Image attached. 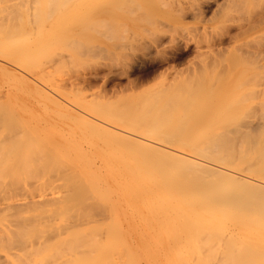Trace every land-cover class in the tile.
<instances>
[{
  "label": "bare ground",
  "instance_id": "1",
  "mask_svg": "<svg viewBox=\"0 0 264 264\" xmlns=\"http://www.w3.org/2000/svg\"><path fill=\"white\" fill-rule=\"evenodd\" d=\"M25 1L30 2V0ZM32 1L33 0H31V2ZM54 1H56V3L58 2V0ZM54 1L35 0L32 2L35 3V11H33L34 9L32 8L33 10L31 12L34 15L32 16L35 19V22L33 21L35 24L38 22L40 25L45 21L48 22L49 11L53 13L52 8L55 10ZM59 1L62 2L57 3L58 6L55 4L56 7H59V5L64 2L66 3L67 0ZM19 3L20 2H18L17 6L14 5V7L18 8ZM51 3H53L52 5L54 7H52ZM23 4L26 3L23 2L21 4L22 7ZM63 5V8H65V4L61 6ZM61 6L60 10L57 9L58 11H62L63 8ZM17 8L15 9L19 13L21 6ZM26 8H22L23 13L20 11V14H16L19 15V17L22 16L21 14H24L23 17L27 15L30 17L31 13L28 14L27 11H24ZM11 9L13 10L14 8ZM24 12L27 13V15H25ZM10 14L8 16H10ZM193 14H196V12H193ZM50 15L56 16L57 14ZM11 16L13 19L18 18H14L13 13ZM183 16L182 14V17ZM4 17L6 18V16ZM31 17L30 21H32ZM259 17L261 20H264V16ZM26 18L25 20L27 21L29 18ZM3 19L1 18L4 25L1 24V21L0 26L2 25V27H5ZM20 19L21 17L17 20L16 25H10L11 23H9V21H12V18H10V20L8 19L7 21L9 24L6 23V27L7 25L9 27H5L6 29L0 28V80H6L8 85L15 84L18 88L25 86L28 91L34 92L40 99L38 102L35 100L37 103H34L32 102L33 100L30 99V95H28L29 99L32 100L31 103L25 102V105L22 103L23 108H27L29 111L32 109L33 115L31 117L25 115L23 117L21 116V118H15L18 115L17 113V115H14L15 117H10L13 115L8 117L7 115H9V113L6 111L10 106L8 103L0 105V114L3 111H5L4 114L6 113V116H3V113V117L0 115V264H264V158L262 163L256 160L261 164L260 166L255 167V165L251 163L253 162L256 164V161H253L256 158L261 160V156H256L260 154L258 152H261L262 157H264V147L261 151L257 149V154H254L256 158L251 156L254 158H251L252 161L249 157L251 162L249 161L250 165L248 164V167L252 165L254 167L246 168L247 163H245L246 166L242 168L237 164L235 166L231 165L233 159H235V157H233L234 153H238L237 155H239V151H241V146H238L239 149H237L238 142H246L248 144V150H251V145L253 147L257 146L254 144H256V140L260 137L258 136L257 139H255V137L256 134L260 132H257L255 129L261 128V130H264V119L261 117V126L259 125L260 122L257 124V127L252 124L255 128L252 127V125L250 127L249 123V125H243L242 123H244V121H240L243 119L237 120L240 121V123L242 122V129L244 127L248 128L246 129V133L250 135L244 132L245 128L243 130L245 134L242 135L241 128H237L240 126L239 122H237V127H235L233 132L234 136H230L232 133L231 128L233 127H229L230 129H227L228 131L230 130L229 132L225 130L230 134L229 136L222 130L226 134H222V131H220L221 134H217L218 136H215L216 139L212 138V140L214 139L215 141L209 142L211 144H206V147L209 146L211 148L210 151H206V149H204V151L197 150L187 152L179 150L170 151L168 150L169 141L166 145V143H162L158 139L146 138L140 135L141 133H136L137 130L135 129L137 128H131L130 124L132 123L127 124V122L134 118L128 121L122 118V120L124 119V121H127L124 123L121 118H117L120 116L116 117L117 113L115 116L113 115V117H116V122H120V124L122 121V125L124 126L118 125L115 124L116 122L112 123L114 120L111 117L109 118L113 121L108 119V116H103V114L88 110L82 105L79 106L71 103L66 95L54 92L52 89L54 80L53 76H49L50 65L48 64L51 58L56 54L54 53L52 55L51 53L49 55V42L51 40L49 39V27L47 29V27L42 26L46 29L43 28L44 30L42 29L39 31V25L37 27L34 25L35 28H38L35 29L32 22L30 23L27 21V23H22ZM22 20H24V18ZM259 20L257 21L258 23H260ZM18 21H20V23H18ZM92 24L95 25L94 23ZM47 25L49 26L48 23ZM34 29L39 32H36ZM241 30L243 29L241 28ZM240 32L243 33L242 31ZM24 35L30 36L29 39H27L28 43H26L27 41L23 38L22 42L19 40L17 44L16 39H18V37L22 38ZM51 37L53 38L55 36L51 35L50 38ZM69 38H67L68 40L66 39V42L64 40V42L67 43V41L70 40ZM156 40L159 41V39ZM23 41H26V45L24 46H22V43H24ZM79 42L80 41L77 40V43L76 41L73 43L78 44ZM20 43L22 45H19ZM68 43L70 45V42ZM69 45L66 47H70ZM196 45L195 47L198 46ZM91 47L92 46H90V48ZM212 48L213 47H209V45L206 47L209 51ZM92 49L93 48H91V50ZM221 52L224 53L222 50ZM253 53L255 54V51H253ZM35 55L39 56L42 61L45 59L49 60V56H51V58L49 62L47 60L45 61L48 63L46 65L41 60L37 61L34 57ZM250 55L251 54H249V57ZM256 55H258V53ZM245 58H247V52ZM261 58H257V60ZM176 60L177 59L174 61ZM42 63H44V65H42ZM55 63H58V61ZM259 65L261 66L262 64ZM149 69L141 71L145 74L150 72ZM260 69H262V67ZM49 77H52L53 81H50ZM136 77L138 78V76ZM263 79L264 78H262V80ZM59 80L63 81L60 78ZM55 82L57 83V81H54V84ZM120 83L123 84L124 82ZM133 84H135V78H127L124 83V85L129 86ZM70 85L72 86L73 84ZM78 85L74 86L76 91L82 89L81 85H79L80 87ZM115 85H113L114 87H112L110 91L107 90L105 93H114L111 91L119 87V84H117V86ZM57 86L60 85L57 84ZM262 88H260V90ZM6 105L8 106L5 107ZM262 105H264V103H262ZM262 105L261 107H264ZM49 108L51 110L54 109L58 113V116H49ZM100 108L99 110L101 111L102 108ZM104 109L105 108H103V110ZM103 112H105V110ZM109 115L112 116V113ZM122 117L126 116L124 115ZM63 121L69 123L74 122L77 126H85L86 129L95 133L96 136H100L107 145L116 147L135 146L134 150L140 155V157L135 159V163H145L151 167L137 166V168L134 169L135 166L129 165L131 166V171L128 176H123L124 174L120 175L119 168H117L113 171L114 174L112 173V176L110 174L109 177L115 178L113 180L114 184L115 182L116 184H130L128 193L125 194L123 191L124 195H122L120 190L110 189L109 187L107 192H109V194L112 193V197L111 195H105V199L103 198V191L105 190H102L101 187L100 189L103 195H97L96 197L91 189L93 188L94 191L96 190L95 193L99 192L97 190L100 185L96 184L99 186L96 187V185L93 184L95 182L91 183V176L94 175V172L76 166L80 162L78 164L74 163L75 165H70L53 154V147L57 149L58 146L55 145L60 143L61 139L55 136L54 138L56 140L54 138L52 140L50 137L53 144L49 143V126H55L57 123ZM137 125L139 128L142 124ZM82 129L83 128L80 130ZM250 129L251 131H249ZM235 130L238 132V135L240 134L239 136L235 134ZM247 130L249 132H247ZM254 130L255 133L257 132L256 134ZM73 132L75 133L72 129L70 135H74ZM63 134H65V132ZM252 134L255 136L253 137ZM74 137L76 138V136ZM262 137L264 138V136ZM261 138L260 140H262ZM239 139H244L245 141ZM260 140L258 141L261 142ZM74 143L75 141L71 142L70 140V144ZM234 144L236 145L235 147ZM247 144H243V146H247ZM260 144L262 146V142ZM246 146L243 148L245 149ZM203 147L205 148V146ZM244 149L241 152L245 151ZM247 149L244 154L248 151ZM250 150L249 153H251ZM60 152L63 153L65 151ZM249 153L246 155H249ZM65 154L62 156L65 157ZM201 154H205L206 156H202L201 158L199 156ZM113 155L114 154H112V157ZM241 155L236 157V159L240 157V160H242V158L246 156L242 155L241 158ZM160 158L166 160V167L170 166L167 164L168 162L171 163L170 167L177 166L178 168L174 167V171L177 172L174 173L172 170L169 172V178H163V174L168 173L163 169V162ZM82 159L84 160V158ZM122 159L123 158L119 160ZM244 160L245 159L242 161L246 162ZM124 161L123 159V162ZM124 165L128 166L127 164ZM243 168L246 170L254 168L255 172L252 170L254 173L250 174V170H248L249 174L244 173L245 169ZM108 170H111V166ZM110 181L112 182V180ZM173 184L174 187H177V190L172 187ZM198 188H201V191L205 189V192L197 190ZM194 191L204 193L193 195V193L196 194ZM100 196L101 198H99ZM99 199L103 201L100 202L101 200L99 201ZM139 202L145 205L139 207V211L142 213V215H140L142 219L143 215H145V222H148L153 214L156 215V212L161 211V213L163 212L162 214L166 216H175L179 223L177 222L176 226L171 227L172 224L170 225V223L166 222L168 226L164 227V225L161 224V226L163 225L162 228L155 231L152 230V236H157L158 238H156L159 240L158 242L154 241V243L148 241L151 245L146 243L147 241H144L146 239V237H144L145 234L143 237L140 235L135 237L136 234L143 231H139L138 227L140 223L138 225L137 220L138 233H135L136 230L133 233H135V239L138 237V240L136 239L137 241L134 240L139 242V244H135L134 241H132L133 235L132 240L130 239L131 237L129 236H131V234L127 232H132L130 231L131 229L129 230L127 228L128 231L124 229L126 224V226H128L134 222L132 223L129 220H125L126 222L124 224V219L127 218H122L123 221L121 220V222L118 220L120 217L114 218L116 216L114 215V221L118 220L121 224L115 223L114 221L111 224H109L110 222L108 221L106 223L105 219H110L114 212L116 213L119 211H116L117 209L127 207L123 205L127 204L128 207L132 205V207L135 208V203ZM155 205L158 207L153 208ZM130 210L131 209H129V211ZM134 210L138 209L135 208ZM175 217L173 218L175 219ZM165 219L168 221V217ZM111 220L113 219H110V221ZM187 220L192 222L191 228L187 226ZM118 225H120V227ZM134 225H132V227H134Z\"/></svg>",
  "mask_w": 264,
  "mask_h": 264
},
{
  "label": "rangeland",
  "instance_id": "2",
  "mask_svg": "<svg viewBox=\"0 0 264 264\" xmlns=\"http://www.w3.org/2000/svg\"><path fill=\"white\" fill-rule=\"evenodd\" d=\"M18 2H20L18 8L21 6L19 9L21 13H23L22 10L26 7L30 8L24 10L25 12L27 11L28 14L35 8V3H32L31 0L30 2H26L25 0H0V22L2 21L1 18H4L5 27L6 23L16 25L17 20L21 17L20 20L22 23H27V21L30 23L32 22L33 27H37L39 23H34L35 19L32 13L30 14V17L33 15L31 17L32 21H30V17H28L25 12L24 13L27 16L23 17L24 14H21L22 16L19 17V15H17L20 14V11L18 13L15 9L17 7H14V5L17 6ZM23 2L26 4H23L22 7L21 4ZM54 2L57 5V3L62 1L58 0L57 3L56 1ZM53 3H51V5ZM55 4L54 9L56 12L60 10L62 4H65L66 7L63 8L64 5L61 6L63 8L62 11H58L57 13L52 8L53 13L49 11L48 22L45 21L43 24H40L41 27L40 25L38 26L39 29H35L41 31L43 28L46 29L45 27H47L48 29L49 27V39H51L49 42V55L51 53L52 55L54 53L56 55L52 58L49 56V60L51 58L52 62H49L47 59L42 61L37 55L34 57L37 61L41 60L46 65L48 63L45 61L47 60L49 62L48 65L51 66H49V76H53V80L57 81V83L55 82V85L52 77H49L50 81H53L54 84H52L53 91L61 95H66L71 103L79 106L82 105L88 110L103 114V116H108V119L114 120H112V123L117 121V116H120L117 118H121V120L122 118H125L127 121L134 118L129 122L126 120L124 121V119L122 121H124V123L127 122V124L132 123L130 124L131 128L135 129L136 127L137 129L135 130H137V132H135L141 133L140 135L146 138L158 139L162 143H166V145L169 141L170 144H168V150L170 151L179 150L187 152L197 150L204 151V149L210 151L211 148L209 146L206 147V144L208 145L211 144L209 142L215 141L214 139L212 140V138L216 139L215 136L221 134L220 131H225L229 127H233L231 128V135L228 134L230 130L225 132L228 136H234L233 132L235 127H237V122H239L240 126L242 124H250L249 126L251 127L253 124L257 127V124L262 120L261 117L264 119V107H261L262 103H264L262 102L264 101V79L262 80V78H264V20H261L259 17L264 16V0H67L66 3L64 2L60 4L59 7H56ZM54 6L52 5V7ZM11 8L14 9L12 10ZM33 11H35V9ZM193 12H196V14H193ZM8 13H11L10 16H8ZM12 13L14 18H18L13 19L11 16ZM50 14H57V17ZM182 14L184 15L183 17ZM4 16H6V18ZM8 17L12 18V21ZM23 18L24 20H22ZM25 18L28 20L26 21ZM8 19L11 22L9 21L8 23ZM258 20L260 23L257 22ZM91 21L95 25H93ZM18 23H20V21H18ZM1 24L4 25L3 21ZM1 27L2 25L0 28ZM5 27L2 28L6 29L9 26L7 25V27ZM241 28L243 30H241ZM38 30L35 31L37 32ZM51 35L55 37L50 38ZM27 36L24 35L22 38L18 37L16 43L18 44L19 40L22 42L23 38L27 41L23 42L28 43L27 39H29L30 36ZM67 38L70 40L65 43ZM156 39H159L160 42ZM77 40L81 42H79L80 45L79 43L76 44ZM75 41L76 43H73ZM68 42H70V45ZM24 43H22L23 45L21 43L19 45H26V43ZM68 45L70 47H66ZM195 45L197 47H195ZM208 45L209 47H213L211 49L212 51L207 50L208 48L206 49ZM90 46H92L91 48H93V51ZM221 50L224 51V53L221 52ZM253 51H255V54ZM246 52L247 58H245ZM256 52L258 55H256ZM249 54H251L250 57ZM257 58L261 59L257 60ZM175 59L177 60L174 61ZM54 61H58V63H55ZM44 63H42V65H44ZM259 64L262 65L260 66ZM261 67L262 69H260ZM146 69H149L150 72L145 74L142 73V71ZM136 76H138V78ZM59 78L63 81H60ZM127 78H135V84L130 86L124 85ZM120 82L124 83L121 84ZM57 84L60 86H57ZM70 84H73V87ZM78 84L81 85L82 88L80 91H76L74 88V86H77ZM117 84H119V87L116 90L114 89L111 91L114 93H105L107 90L110 91V89L114 87L113 85L117 86ZM11 85H8L6 80H0V97H2L0 98V105L8 103L10 106L6 111L9 113V115H7L8 117L10 115H13L10 117H15L14 115L16 113L20 115L18 116L16 114L17 116L15 118H21V116L23 117L25 115L31 117L33 115L32 109L29 111V109L23 108L22 103L25 105L26 103H31L32 100V102L37 103L40 98L34 92L28 91L25 86H21L25 89H22L21 87L20 89L15 84ZM260 88L262 89L260 90ZM28 95H30V99L32 100L29 99ZM35 100H37V102H35ZM98 107L102 108V112ZM103 108H105L104 110L106 113L103 112ZM4 112L5 111L2 113L4 114ZM107 112L109 114L112 113V116ZM2 113L0 114L1 116ZM56 115L58 116V113L54 109L51 110L49 108V116L57 117ZM113 115H116V117H113ZM124 115L126 117L129 116V119L122 117ZM3 116H6V113ZM237 120L244 121V123L241 122V124L240 121ZM249 120L252 123H250ZM122 121L121 124L120 122H116L115 124L122 125ZM137 124L142 125L138 128ZM57 125L49 126V140L50 137L53 140L55 136L61 139L60 143L55 145L58 146V148L56 149L53 147V154L70 165H75L80 162L76 166L93 171L94 175L91 176L92 182L89 181L91 183L95 182L93 183L94 185H100V187L96 185V187H99L97 191L100 193H95L96 190L94 191L93 188L91 189L96 197L97 195H103L102 190H105L103 191V198L106 199L107 195H111L112 197V193L109 194V192H107L109 187L110 189L120 190L122 195H124L123 191L125 194L128 193L130 184H116V182L114 184L113 180L115 178H111L113 171L117 168H119L120 175L124 174L123 176H128L131 171V166H135L134 169H136L137 166L151 167L145 163H135V159L140 157V155L134 150L135 146L116 147L107 145L100 136H96L95 133L86 129L85 126H77L74 122L69 123L63 121L57 123ZM253 125L252 127H254ZM259 125L261 126V122ZM240 126L237 128H241L243 135L248 128L244 127V130V128L242 129L243 126ZM80 127L83 129L80 130ZM72 129L75 131V133L73 132L74 135H70ZM255 130L260 133L256 134L257 132L255 133ZM255 130V139H257L258 136L260 138L264 136V130H261V128H256ZM223 131L222 134L225 133ZM249 131H251V129ZM249 131L247 130V132ZM64 132L65 134H63ZM235 134L238 135V132L236 131ZM74 136H76L77 139ZM260 138H258V140H260ZM261 139L262 146L260 144L261 142L256 140V144H253L257 146H254L255 148L252 145L250 146L252 147L251 150L249 149L251 153H249V150L247 149L248 144L246 142L242 143L240 141L241 145L240 142H238L237 149H239L238 146H241V151L244 149L243 147L246 146H243V144H247L244 150L246 151L247 149L249 155H246L248 154L247 152L244 154L245 151L241 152L237 150L240 154L237 155L238 153H234L233 157H235V159H233L231 165L235 166L237 164L241 168L246 166L245 163H247L246 168H252L254 167L253 165H255V167L260 166V163L263 162L264 158L262 157L261 152L257 151V149L261 151L264 147V138L262 137ZM70 140L71 142L75 141V143L70 144ZM49 143L53 144L51 140ZM235 144L234 147L236 146ZM203 146H205V148ZM59 150L62 152L65 151L67 155L65 152L61 153ZM234 151L236 152L235 148ZM257 152L261 155H256ZM64 154L65 157L62 156ZM112 154H114L113 157ZM241 154L243 156L246 155L244 156L245 158H242ZM254 154L258 157L261 156V160L257 159ZM240 155L242 160L245 159L244 161L246 162L240 160V157L236 159V157ZM199 156L202 158V156L206 155L201 154ZM249 157L250 159H254L253 161L258 160L261 162L258 163L256 161V165L251 162L252 159L251 161L249 160ZM82 158H84V160ZM121 158L125 160V163L123 162V159L119 160ZM160 160L163 162V169L168 173H164L162 176L163 178L168 177L169 172L172 170L174 173L177 172L174 171L175 168H178L177 166H174L175 168L170 167L171 163L168 162L167 164L170 165V169L168 170L169 167H166L167 165H165L166 160L161 158ZM249 161L253 164H251V167H248ZM123 163L131 166L128 167ZM110 166L111 170H108ZM248 170H250V174L255 172L254 168ZM248 170L245 169L246 172L244 171V173H248ZM252 170H254V172H252ZM110 174L111 176L109 177ZM110 180H112L113 183ZM172 187L177 190V187H174V184ZM197 190L201 191V188H198ZM204 190L205 189H202V191ZM198 193L199 191H197L196 194L193 193V195H197ZM101 196L99 198H101ZM102 199H99V201L101 200L100 202H102ZM123 206H127L125 207L126 209L124 207L121 209L119 208L116 210H119L118 212H114L112 214L113 216L111 215L110 219L113 220L110 221L108 218V220H105L106 223L108 221L110 222L109 224H111L114 221V218L120 217V219L118 218L119 221H123L124 218H127L124 219V224L128 220L132 223L134 222L133 224L128 225L130 228L126 226V224L124 229L127 231L128 229H131L130 231L132 232H126L131 234V236H129L131 237V240L133 235L132 241H134L135 244H139V242H136L138 237L136 238L137 240L134 238V234L138 233V229L139 231H143L136 234L135 237L138 235L143 237L145 234L144 237H146V239L149 238L150 240L144 238V241H147L146 243L151 245L148 241L154 243V241L158 242L159 240L157 239V236V238L152 236L153 231L159 230L163 225L164 227L168 226L166 222L170 223V225L172 224L171 227L176 226L177 222L179 223L175 216H173L175 217L174 219L172 215L166 216L165 214H162L163 212L161 213V211H159L161 214L156 211V213L153 212L156 215L153 214L149 221L145 222V215H143V219L142 216H140L142 213L139 211V207L145 206L141 202L135 203L134 205L138 210H134L135 208H133L132 205H129L130 208L127 204ZM157 207L158 206L155 205L153 208ZM128 208L131 210L129 211ZM114 215L116 216L114 217ZM166 217H168V221H166ZM118 220H115L114 222L121 224ZM136 220L138 225L140 223L138 229ZM186 222L187 226L191 228L192 222L188 220ZM161 224L163 225L161 226ZM132 225H134V227H132ZM118 226L120 227V225Z\"/></svg>",
  "mask_w": 264,
  "mask_h": 264
}]
</instances>
